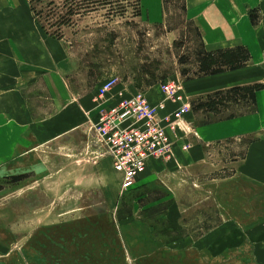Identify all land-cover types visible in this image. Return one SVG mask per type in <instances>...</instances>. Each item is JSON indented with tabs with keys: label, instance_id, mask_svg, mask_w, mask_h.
<instances>
[{
	"label": "rangeland",
	"instance_id": "1",
	"mask_svg": "<svg viewBox=\"0 0 264 264\" xmlns=\"http://www.w3.org/2000/svg\"><path fill=\"white\" fill-rule=\"evenodd\" d=\"M187 1L162 0L159 24L138 17L142 0L31 3L38 23L63 38L76 62L70 92L83 112L85 99L101 82L114 79L119 92L127 93L158 86V98L163 84L173 82L190 108L180 123L199 139L198 126L227 121L255 106H245V93L190 94L191 86L198 87L193 83L198 75L228 68L203 63L212 55L223 63L225 53L236 47L203 45L202 33L186 18ZM262 18L261 9L254 8L251 23L260 26ZM34 92L39 93L29 94V105ZM51 98L38 101L50 103ZM213 103L214 109L206 106ZM35 113L44 119L57 114L55 108ZM90 127L34 147L10 167L0 168V264H264L252 240L221 258L191 245L229 219L246 233L264 229V188L227 171L228 156L235 151L242 158L248 139L224 140L215 171L198 166L189 189L179 171L177 178L164 173L117 195L116 176ZM173 185L178 187L173 190ZM173 201L180 206H172Z\"/></svg>",
	"mask_w": 264,
	"mask_h": 264
},
{
	"label": "crops",
	"instance_id": "2",
	"mask_svg": "<svg viewBox=\"0 0 264 264\" xmlns=\"http://www.w3.org/2000/svg\"><path fill=\"white\" fill-rule=\"evenodd\" d=\"M255 6L262 12L260 26H254L250 21ZM185 9L186 18L202 33L203 45L211 49L241 45L250 54L249 61L237 69L198 75L195 78L197 80L193 81L198 82V87L191 86L190 94H210L258 85L261 89L256 92V108L253 112L232 116L227 121H213L209 125L198 126L201 130L199 139L190 135L184 125H180L181 131L176 135L169 131L175 144L173 158L169 161L153 160L145 174L131 188L161 178L164 173L168 179L177 178L181 171L188 182L186 188L189 189L198 166L207 165V171L213 173L214 161H221L218 159V147L222 146L224 140L240 137L248 139L243 157L239 158L235 151L233 156H228L230 169L227 171L230 176L232 174L264 188V0L254 3L248 0H188ZM163 13L162 0H142L138 17L159 24ZM68 51L63 38L48 34L38 23L30 0H0V168L10 167L21 156L26 157L32 148L60 139L69 132L74 133L82 126L91 125L93 131L92 126L98 121L100 110L115 103L120 91L117 84L108 94L107 101L97 102L100 88L109 80L91 89L85 99L84 112L81 106L73 102L70 83L77 67ZM94 72L90 74L94 75ZM157 87L142 92L151 103H164L166 108L160 112V118H163L178 106L167 101L162 91V96L158 98ZM35 90L39 93L37 95L34 92V101L29 105V94ZM137 91L134 89L128 93ZM47 95L53 96L50 103L38 101L44 100ZM51 108H55L57 114L48 119L39 118L43 115L35 113L36 110ZM95 144L106 153V148ZM186 144H191V148L183 149ZM106 155L111 171L116 176L117 195H122L123 176L115 171L111 157ZM173 183L169 181V184ZM177 187L173 185L171 188L175 190ZM130 189L127 191L130 192ZM172 206H180V203L173 201ZM172 224L175 225L176 220ZM250 240L254 242L260 260L264 263V229L246 233V229L233 219L214 226L191 245L197 251H206L215 258H221L251 244Z\"/></svg>",
	"mask_w": 264,
	"mask_h": 264
},
{
	"label": "built area",
	"instance_id": "3",
	"mask_svg": "<svg viewBox=\"0 0 264 264\" xmlns=\"http://www.w3.org/2000/svg\"><path fill=\"white\" fill-rule=\"evenodd\" d=\"M115 84L114 79L107 81L99 90L97 102L107 101ZM163 94L167 101L178 105L163 118L160 112L166 108L164 103H151L141 91L133 94L122 91L111 107L100 110L99 119L92 126L97 142L106 148L115 171L123 176V191L135 185L153 160L169 161L174 156L175 144L169 131L176 135L190 108L177 84H163Z\"/></svg>",
	"mask_w": 264,
	"mask_h": 264
},
{
	"label": "trees",
	"instance_id": "4",
	"mask_svg": "<svg viewBox=\"0 0 264 264\" xmlns=\"http://www.w3.org/2000/svg\"><path fill=\"white\" fill-rule=\"evenodd\" d=\"M30 3H31V0H30ZM66 4L67 3H70L71 6H75V4H73L72 0H66L65 2ZM31 6H32V3H31ZM32 10L34 11V14L36 16V18L38 19V15L34 9V7L32 6ZM140 15V11H138V16ZM41 23V22H40ZM42 24V23H41ZM42 26L46 28L45 24ZM50 30V29H49ZM48 32V34H50V32L48 31V29L46 30ZM55 34V33H54ZM54 34H50V35H53L57 38H62L61 36L59 35H54ZM234 51H237V52H244L245 56L242 57V58H239V54L237 52H234ZM250 59V54L247 50H245L244 48H241V47H236L235 49H230V51H227L225 53V55L223 56L222 60L224 61L223 63H219L216 58L212 55L209 57L208 60H206V62L203 63V67H209V68H212L214 66H216L217 64H221L222 66H227L228 68L227 69H237L241 66H243L244 64H246ZM222 71L224 70H215V69H211L210 71H208L207 73L205 74H217V73H221ZM261 89L260 86L258 85H255V86H249V87H239V88H233L231 90H227V91H224V92H218L216 94H214L213 96L214 97H220V96H223V95H238L240 93H245V97L244 99H242V101L246 102L247 104L245 106H252L254 105L255 107L252 109V110H247L250 112H253L254 109L256 108V92ZM206 106L212 109H214V103L211 104V105H208L206 104Z\"/></svg>",
	"mask_w": 264,
	"mask_h": 264
}]
</instances>
